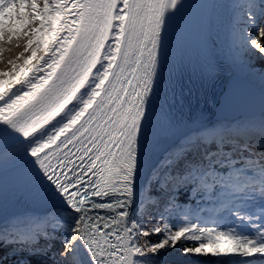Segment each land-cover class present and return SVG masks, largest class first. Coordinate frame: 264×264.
I'll use <instances>...</instances> for the list:
<instances>
[{
  "label": "snow or ice",
  "instance_id": "snow-or-ice-1",
  "mask_svg": "<svg viewBox=\"0 0 264 264\" xmlns=\"http://www.w3.org/2000/svg\"><path fill=\"white\" fill-rule=\"evenodd\" d=\"M190 39L258 112L193 114ZM0 219L15 264H264V0H0Z\"/></svg>",
  "mask_w": 264,
  "mask_h": 264
},
{
  "label": "water",
  "instance_id": "water-1",
  "mask_svg": "<svg viewBox=\"0 0 264 264\" xmlns=\"http://www.w3.org/2000/svg\"><path fill=\"white\" fill-rule=\"evenodd\" d=\"M229 79V78H228ZM227 83H224V85H226V87H223L221 90H219L216 95L218 94L217 98V102L216 104H213V113H214V121L220 119L221 116H226L227 114H229L232 110L234 111H238V112H245V108L246 107H253L256 106L257 109H255L256 111H259V107H260V97H261V91L260 90H248L247 92H249L248 98L249 100L246 101L245 100V105L242 107L240 105H236L233 107H229L228 105H226L225 101L226 98L228 97V95L232 92L235 91V82L233 80V78H230L228 81H226ZM249 87L250 84L246 83ZM251 88V87H250ZM250 101V102H249ZM257 102V103H256Z\"/></svg>",
  "mask_w": 264,
  "mask_h": 264
},
{
  "label": "bare ground",
  "instance_id": "bare-ground-1",
  "mask_svg": "<svg viewBox=\"0 0 264 264\" xmlns=\"http://www.w3.org/2000/svg\"><path fill=\"white\" fill-rule=\"evenodd\" d=\"M213 39H215V36L213 37ZM199 53H200V50H199ZM226 55H227L226 49L225 50H221L219 42H218L217 51H216V58L219 60V62L222 65V67L217 70V74L216 75L220 76V77H224V78H229L230 79V78H233V77H232V73L228 69V61L226 59ZM245 82L250 84L251 90L254 89V90L262 91V86H261L260 81L258 79H252V80H248V81H245ZM243 93H244L245 100L248 101L249 100L248 98H250V97H248L249 92L246 91V92H243ZM251 108L257 109L256 106H253ZM211 114H212V112H211ZM244 115H245V112H238V111L232 110L229 114L224 116V118L229 120V121L241 120V119L244 118ZM216 122H217V120L215 121V123ZM3 226H4L3 221H2V219H0V228H3Z\"/></svg>",
  "mask_w": 264,
  "mask_h": 264
},
{
  "label": "rangeland",
  "instance_id": "rangeland-1",
  "mask_svg": "<svg viewBox=\"0 0 264 264\" xmlns=\"http://www.w3.org/2000/svg\"><path fill=\"white\" fill-rule=\"evenodd\" d=\"M256 67L259 68L260 64L257 61ZM229 121V120H228ZM155 239V237H152ZM174 259H181L184 260L183 262L189 260L194 262H202L206 264H221L222 260L225 258L220 257H211V256H204V255H198V254H185L182 250H173L170 252V254L164 258L165 264H168L169 261Z\"/></svg>",
  "mask_w": 264,
  "mask_h": 264
},
{
  "label": "trees",
  "instance_id": "trees-1",
  "mask_svg": "<svg viewBox=\"0 0 264 264\" xmlns=\"http://www.w3.org/2000/svg\"><path fill=\"white\" fill-rule=\"evenodd\" d=\"M190 206L191 205H189V207ZM186 246L191 247V246H194V244L193 242L188 241L186 242ZM0 258H2L5 261V264H15V260L19 257L18 256L13 257L11 252H8L7 254H5L3 251H0ZM201 264H206V263H201Z\"/></svg>",
  "mask_w": 264,
  "mask_h": 264
}]
</instances>
